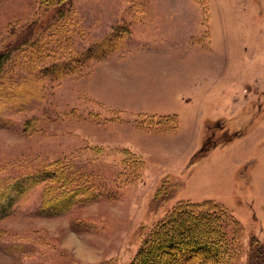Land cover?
<instances>
[{
	"label": "rangeland",
	"instance_id": "rangeland-1",
	"mask_svg": "<svg viewBox=\"0 0 264 264\" xmlns=\"http://www.w3.org/2000/svg\"><path fill=\"white\" fill-rule=\"evenodd\" d=\"M67 2L0 0V52L38 37L50 54L0 79V190L59 160L86 193L48 213L38 173L0 214V264H128L176 203L205 200L247 264L264 242V0Z\"/></svg>",
	"mask_w": 264,
	"mask_h": 264
},
{
	"label": "trees",
	"instance_id": "trees-1",
	"mask_svg": "<svg viewBox=\"0 0 264 264\" xmlns=\"http://www.w3.org/2000/svg\"><path fill=\"white\" fill-rule=\"evenodd\" d=\"M67 1L41 0L46 6H51L55 2L61 5L59 13H63V5L67 4ZM107 39L98 41L94 48L90 47L76 53L75 56L69 55L65 61L58 60V62L63 65L62 67L68 65L69 68L74 69L76 62L89 59L95 49L96 56L105 53L107 49L103 46ZM48 42L50 43V38ZM66 44L67 40L63 45ZM45 47L37 37L34 40L23 38L15 45L3 49L0 52V79L8 81L7 78H11L9 73L16 67L23 72H27L30 68L29 74L38 75L39 62L50 55ZM16 50L22 56L21 59L14 56ZM49 69H53L52 65ZM6 87L7 85H0V97L5 94ZM1 102L2 98H0ZM173 121L176 122V119ZM64 165L66 164L62 161L54 160L38 172L41 180L50 179V185L45 188V192H52L49 197L52 200L47 203L43 200L42 204L48 213L64 212L73 204L75 196L85 192L86 187H81L78 183L77 186H73V180L69 178ZM38 173L30 174L26 179L15 180L0 190V214L6 212L16 199L25 193L31 185L30 182L37 181ZM58 190L61 191L60 194L57 193ZM230 225L235 228L231 236L228 233ZM239 229L238 222L219 203L211 200L179 201L145 232L128 264H231L241 253L238 243ZM248 251L247 264H264V242L257 236L251 237Z\"/></svg>",
	"mask_w": 264,
	"mask_h": 264
}]
</instances>
